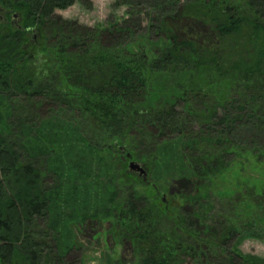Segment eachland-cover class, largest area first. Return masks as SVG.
<instances>
[{
  "label": "trees",
  "instance_id": "trees-1",
  "mask_svg": "<svg viewBox=\"0 0 264 264\" xmlns=\"http://www.w3.org/2000/svg\"><path fill=\"white\" fill-rule=\"evenodd\" d=\"M77 1L0 0V264H264V0Z\"/></svg>",
  "mask_w": 264,
  "mask_h": 264
},
{
  "label": "rangeland",
  "instance_id": "rangeland-1",
  "mask_svg": "<svg viewBox=\"0 0 264 264\" xmlns=\"http://www.w3.org/2000/svg\"><path fill=\"white\" fill-rule=\"evenodd\" d=\"M82 1H77L71 7L65 10H62V11H57L56 13L62 16L63 18L70 19V20H76L79 23L85 24L88 26H94L97 24L105 23V22H111V21L116 20L118 17H123L124 15L125 7L121 6L118 8H114L113 7L114 0H87L88 2L84 0V3ZM11 17L12 15H10L9 12H4L0 10V21H3V23L7 20L10 21ZM11 23L14 26L20 23V20H16L15 18H13V20H11ZM126 169L128 170V164L126 165ZM147 172H148L149 182L155 181V179H153L152 177V173L149 172V170H147ZM89 174L90 172L88 171V173H86V176H88ZM134 174H135L134 176H136L135 177L136 180L138 179L139 181H141L143 179L139 175L138 172H134ZM106 177H110V174H108ZM145 179H147V177ZM88 181H90V178L86 179L85 182L88 183ZM83 187L84 186L81 185L78 192H80L83 189ZM178 187L180 188L181 184H178ZM185 187L186 189L184 188L181 190H185L188 193L192 191L193 189L192 186H189V184L186 185ZM160 190H161L160 192L163 191L167 197H169L171 194L175 192H178V189H175V187L172 185L168 186V191L166 192L164 191V188L163 189L160 188ZM81 193L86 194L85 196H82V197H86L89 194V190L85 188L81 191ZM97 199H99V197ZM96 201H94V203H96ZM100 202H102V200ZM103 204L104 202L99 205L103 206ZM96 222L97 221L94 219L86 220L84 223L86 226L82 227L83 228L82 232L79 235L76 234L77 243L80 244L81 246L80 252L83 254L82 258L84 259V264H102L101 254H102V251L105 250L104 245H106V243L103 240V237L102 236L100 237L101 232H102V229L100 231L101 225L98 226V223ZM108 242L109 244L107 245L109 247V251H111V249L113 248V245L111 243L110 238ZM239 248L244 253H250V254H254V255L264 258V241L245 240L241 243ZM129 250H130V244L126 243L125 248L123 249L124 259L122 258L123 259L122 262L123 261L125 262V260L126 261L129 260V254H130Z\"/></svg>",
  "mask_w": 264,
  "mask_h": 264
},
{
  "label": "water",
  "instance_id": "water-1",
  "mask_svg": "<svg viewBox=\"0 0 264 264\" xmlns=\"http://www.w3.org/2000/svg\"><path fill=\"white\" fill-rule=\"evenodd\" d=\"M128 171L130 173H132V172H138L139 175L143 179L146 178V171H145V169L139 163H137L135 161H131V162L128 163Z\"/></svg>",
  "mask_w": 264,
  "mask_h": 264
}]
</instances>
